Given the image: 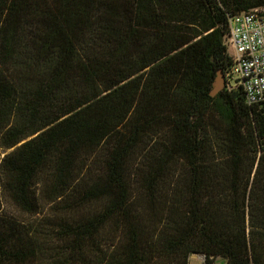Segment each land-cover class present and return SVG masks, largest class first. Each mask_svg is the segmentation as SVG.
<instances>
[{
  "label": "trees",
  "instance_id": "trees-1",
  "mask_svg": "<svg viewBox=\"0 0 264 264\" xmlns=\"http://www.w3.org/2000/svg\"><path fill=\"white\" fill-rule=\"evenodd\" d=\"M264 0H0V264H264V104L231 15Z\"/></svg>",
  "mask_w": 264,
  "mask_h": 264
},
{
  "label": "built area",
  "instance_id": "built-area-1",
  "mask_svg": "<svg viewBox=\"0 0 264 264\" xmlns=\"http://www.w3.org/2000/svg\"><path fill=\"white\" fill-rule=\"evenodd\" d=\"M229 25L233 64L225 86H242L250 104H264V5L231 15Z\"/></svg>",
  "mask_w": 264,
  "mask_h": 264
},
{
  "label": "rangeland",
  "instance_id": "rangeland-1",
  "mask_svg": "<svg viewBox=\"0 0 264 264\" xmlns=\"http://www.w3.org/2000/svg\"><path fill=\"white\" fill-rule=\"evenodd\" d=\"M231 52V49H230ZM4 155V152L0 149V157ZM191 264H206V257L202 254H193L191 256ZM214 264H225V261L221 258H217Z\"/></svg>",
  "mask_w": 264,
  "mask_h": 264
},
{
  "label": "water",
  "instance_id": "water-1",
  "mask_svg": "<svg viewBox=\"0 0 264 264\" xmlns=\"http://www.w3.org/2000/svg\"><path fill=\"white\" fill-rule=\"evenodd\" d=\"M224 87H225V73L223 70H219L217 80L215 83V87L213 88L211 94L216 95Z\"/></svg>",
  "mask_w": 264,
  "mask_h": 264
}]
</instances>
